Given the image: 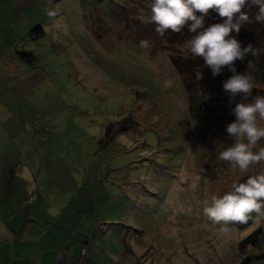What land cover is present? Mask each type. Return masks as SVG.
I'll return each mask as SVG.
<instances>
[{"label":"rangeland","instance_id":"obj_1","mask_svg":"<svg viewBox=\"0 0 264 264\" xmlns=\"http://www.w3.org/2000/svg\"><path fill=\"white\" fill-rule=\"evenodd\" d=\"M128 1L0 0V214L31 213L48 241L80 233L93 264H264V231L240 245L264 218L239 227L203 213L264 173L218 159L235 103L211 99L186 41L156 34L151 0ZM261 48L239 72L264 96ZM210 99L220 119L203 110Z\"/></svg>","mask_w":264,"mask_h":264},{"label":"clouds","instance_id":"obj_2","mask_svg":"<svg viewBox=\"0 0 264 264\" xmlns=\"http://www.w3.org/2000/svg\"><path fill=\"white\" fill-rule=\"evenodd\" d=\"M256 7L255 21L264 23V0H151L150 15L147 22L155 25L157 35L163 37L167 31L179 33L187 28L191 33L185 47L195 59L202 58L205 67L211 69L213 77L223 70L231 73L222 87L228 95V104L235 103L231 114L235 121L226 126V132L233 140L218 154V159L227 162L232 169L247 173L250 166L264 162V147L254 151L258 142L264 138V96L253 95V75L237 71L236 62H244L249 55H259L252 43L242 47L241 42L232 35L238 34L250 18L244 9ZM210 10L222 18L221 23L205 26V18ZM59 9L49 10L48 15L55 17ZM141 41V47H147ZM169 84H165L168 87ZM240 101L236 102V97ZM232 190L221 197L213 196L210 205L203 209L208 220L215 224L229 222L247 223L250 219L264 218V173L250 175L243 182L233 183ZM227 233V227L221 228Z\"/></svg>","mask_w":264,"mask_h":264},{"label":"crops","instance_id":"obj_3","mask_svg":"<svg viewBox=\"0 0 264 264\" xmlns=\"http://www.w3.org/2000/svg\"><path fill=\"white\" fill-rule=\"evenodd\" d=\"M0 264H78L80 246L85 239L77 234L73 244L48 241L47 229H35L32 222L35 217L29 213L27 219L15 221L17 214H0ZM12 221V224H8ZM71 234H74L71 233ZM88 248L89 258L96 259L97 254Z\"/></svg>","mask_w":264,"mask_h":264},{"label":"trees","instance_id":"obj_4","mask_svg":"<svg viewBox=\"0 0 264 264\" xmlns=\"http://www.w3.org/2000/svg\"><path fill=\"white\" fill-rule=\"evenodd\" d=\"M125 1H126L127 5H129L128 4L129 1L128 0H125ZM127 9H128V7H127ZM244 11L249 16L251 22L250 23H244L241 26L240 32L238 34L233 32L232 35H234L241 42L242 47H246L249 43H252L257 49H259V54H260L261 49H262L261 47H262V45H264V23H260V22L255 21V16H256V13L258 11L256 7H251V8L246 7L244 9ZM146 13L148 15L150 13V11L149 12L147 11ZM142 18H144V16H142ZM221 22H222V18H220L218 16V14L212 10H210V14L205 18V26L206 27L213 24V23H221ZM36 29L38 30L40 28L36 27ZM174 34L177 35V37L172 38V43H174V44H175V42H179V41H187L188 39H190V37L192 35L191 33L188 32L187 29H185V30L183 29L181 32L174 33ZM189 56H190L189 57L190 63H193L192 65H194L196 68L195 72H197V74H199V75H201V74L204 75V77L206 78L205 80L209 85L208 88L214 92L215 95L211 99L213 100V99H217L219 97H225L226 94H225V91L222 87V83L224 80L228 79L231 76V73L227 70V68H225L223 70L222 74H220L216 77H213L211 69L208 67H205L202 58L197 57L194 59L192 57L191 53ZM251 58H253V56L249 55L245 61H249V59H251ZM243 63L244 62H240V61L236 62V68H237L238 72L240 69H242L244 67ZM179 71L182 75V81L184 82V87H185L186 91H189L186 88L187 85L185 86L186 79L183 76L184 70L182 71L179 69ZM184 72H186V71H184ZM211 99L207 101V103H206L207 105L204 107L203 110L207 111V113L210 115L211 120H215L216 118L220 119L221 117L218 116L220 113L218 111L215 112L216 110L212 111L215 108L216 109H218V108H217V106L210 105V103H212ZM204 104H205V102H204ZM224 111L227 112V110H224ZM220 112H222V111H220ZM251 220L252 219H250L247 223L235 222V224L239 227H242V226L249 224L251 222ZM262 231H264V230H262L261 227H258L257 229H255L254 231H252L251 233L246 235L240 242L241 247H245L247 245H255L258 242Z\"/></svg>","mask_w":264,"mask_h":264},{"label":"built area","instance_id":"obj_5","mask_svg":"<svg viewBox=\"0 0 264 264\" xmlns=\"http://www.w3.org/2000/svg\"><path fill=\"white\" fill-rule=\"evenodd\" d=\"M33 198H34V195L30 194V195H28L27 200H32ZM77 262H78V264H92V262L90 261V258L88 256L86 245H82L80 247Z\"/></svg>","mask_w":264,"mask_h":264}]
</instances>
